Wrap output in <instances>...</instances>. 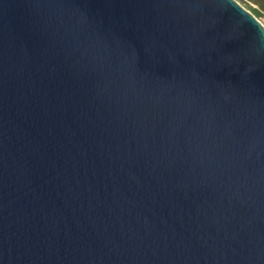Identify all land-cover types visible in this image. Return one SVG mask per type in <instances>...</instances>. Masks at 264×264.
I'll return each instance as SVG.
<instances>
[{"label":"water","instance_id":"1","mask_svg":"<svg viewBox=\"0 0 264 264\" xmlns=\"http://www.w3.org/2000/svg\"><path fill=\"white\" fill-rule=\"evenodd\" d=\"M0 264H264V25L0 0Z\"/></svg>","mask_w":264,"mask_h":264},{"label":"rangeland","instance_id":"2","mask_svg":"<svg viewBox=\"0 0 264 264\" xmlns=\"http://www.w3.org/2000/svg\"><path fill=\"white\" fill-rule=\"evenodd\" d=\"M245 10L252 12V9L259 10V7L253 2V0H235ZM252 14V13H251ZM257 20L264 25V18H257Z\"/></svg>","mask_w":264,"mask_h":264},{"label":"trees","instance_id":"3","mask_svg":"<svg viewBox=\"0 0 264 264\" xmlns=\"http://www.w3.org/2000/svg\"><path fill=\"white\" fill-rule=\"evenodd\" d=\"M253 2L259 7V10L252 9V14L256 18H264V0H253Z\"/></svg>","mask_w":264,"mask_h":264}]
</instances>
